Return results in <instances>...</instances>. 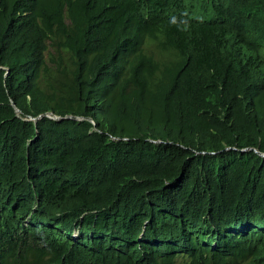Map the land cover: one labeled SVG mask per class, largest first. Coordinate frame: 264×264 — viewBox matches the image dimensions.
Returning a JSON list of instances; mask_svg holds the SVG:
<instances>
[{
  "label": "trees",
  "instance_id": "1",
  "mask_svg": "<svg viewBox=\"0 0 264 264\" xmlns=\"http://www.w3.org/2000/svg\"><path fill=\"white\" fill-rule=\"evenodd\" d=\"M251 37L264 0H0V264H264Z\"/></svg>",
  "mask_w": 264,
  "mask_h": 264
},
{
  "label": "clouds",
  "instance_id": "2",
  "mask_svg": "<svg viewBox=\"0 0 264 264\" xmlns=\"http://www.w3.org/2000/svg\"><path fill=\"white\" fill-rule=\"evenodd\" d=\"M247 42L250 45V47L252 48L251 60H253L254 62L258 61L259 59L256 56V50L261 46H262V48L264 47V40L260 39L257 43H255L254 38L251 37V38H247Z\"/></svg>",
  "mask_w": 264,
  "mask_h": 264
},
{
  "label": "water",
  "instance_id": "3",
  "mask_svg": "<svg viewBox=\"0 0 264 264\" xmlns=\"http://www.w3.org/2000/svg\"><path fill=\"white\" fill-rule=\"evenodd\" d=\"M7 73H8V70H7ZM14 106H15V103H13ZM16 111L18 113H20V110L18 108H16ZM46 115L52 117V118H56V119H63V118H67V119H83L84 117H81V116H77V115H72V114H68V115H65L64 117L62 116H58L52 112L50 113H47ZM42 117V115L39 116V118ZM33 119H37V118H33ZM87 119L91 120V121H94L91 117H88ZM257 151V150H256Z\"/></svg>",
  "mask_w": 264,
  "mask_h": 264
},
{
  "label": "rangeland",
  "instance_id": "4",
  "mask_svg": "<svg viewBox=\"0 0 264 264\" xmlns=\"http://www.w3.org/2000/svg\"><path fill=\"white\" fill-rule=\"evenodd\" d=\"M178 263L177 264H188V263H185V262H183V261H181V259H178Z\"/></svg>",
  "mask_w": 264,
  "mask_h": 264
},
{
  "label": "bare ground",
  "instance_id": "5",
  "mask_svg": "<svg viewBox=\"0 0 264 264\" xmlns=\"http://www.w3.org/2000/svg\"><path fill=\"white\" fill-rule=\"evenodd\" d=\"M207 18H211V17H207ZM236 198V197H235ZM243 214V213H242ZM242 219H243V217H242ZM240 220H241V217H240ZM260 231V229L259 228H256V232H259ZM262 232V231H261Z\"/></svg>",
  "mask_w": 264,
  "mask_h": 264
}]
</instances>
